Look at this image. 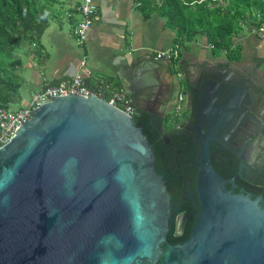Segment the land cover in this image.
Wrapping results in <instances>:
<instances>
[{"label":"water","instance_id":"obj_1","mask_svg":"<svg viewBox=\"0 0 264 264\" xmlns=\"http://www.w3.org/2000/svg\"><path fill=\"white\" fill-rule=\"evenodd\" d=\"M123 61L120 89L152 113L140 102L145 72L160 80L171 66L154 54ZM230 71L239 82L226 70L196 116L208 122L207 131L195 130L200 209L184 241L166 239L170 196L141 129L91 92L53 97L0 147V264H264L263 196L233 194L225 185L234 180L210 160L217 132L223 143L231 135L244 141L242 154L264 157V96Z\"/></svg>","mask_w":264,"mask_h":264},{"label":"crops","instance_id":"obj_2","mask_svg":"<svg viewBox=\"0 0 264 264\" xmlns=\"http://www.w3.org/2000/svg\"><path fill=\"white\" fill-rule=\"evenodd\" d=\"M62 1L61 9L57 12L58 17L50 21L41 37V53L37 56H26L29 64H22L21 70L18 71V74L24 77L29 93L40 90L45 84L69 80L79 73L90 87L105 83L103 99H108L112 93L120 90L117 74L124 68L123 60L150 57L154 51L176 47L179 58L174 64L178 62L181 65L183 83L194 88V102L195 105L199 103L201 111L208 107L205 93H209V88L214 87V82H221L226 70L230 83L239 82L240 75L231 72L230 67L242 74L241 79L250 90L256 87L264 96V40L252 32V27L258 23V16L263 18L261 15L264 9L256 5L250 3V7L246 9L243 4L240 6V11L247 15L250 13L251 16H247L244 21L240 19L237 23L248 27L249 33H234L232 41L235 51L239 52L238 58L234 59L225 52L215 53L206 37L201 34L199 38L190 39L184 46L178 47L174 42L175 32L167 26L166 19L158 14H152L150 18L145 19L138 10L136 0H95L99 20L92 24L85 42L80 45L71 34L73 25L80 20L76 12L80 0ZM212 1L223 5L225 10L230 7L228 0ZM64 7L68 10L67 29H64L62 19L65 17L62 14ZM44 37L45 43L42 41ZM81 62H84V65H81ZM169 83L167 77H161L159 80L153 71L145 72L142 83L145 94L140 99L142 106L153 110V97L156 94H163L165 97L169 92ZM220 87L218 86L217 92L221 91ZM129 96L132 99L130 94ZM181 105L182 111L187 109L185 99ZM162 106L163 114L167 113L169 116L175 112L173 101ZM140 112L148 116V111ZM262 153L264 154V151Z\"/></svg>","mask_w":264,"mask_h":264},{"label":"trees","instance_id":"obj_3","mask_svg":"<svg viewBox=\"0 0 264 264\" xmlns=\"http://www.w3.org/2000/svg\"><path fill=\"white\" fill-rule=\"evenodd\" d=\"M136 1L138 10L145 19L150 18L152 14L166 19L167 26L175 32L174 42L178 47L184 46L199 31V34L206 37L215 53L225 52L234 59L239 56L232 41L237 23L240 19L244 21L247 16H251L250 13L247 15L240 11V6L243 4L246 9L251 3L264 9V0H228L230 7L227 10L212 0ZM59 5V0H0V108H9L11 104L19 101V91L24 84L18 74V69L23 64L19 54L37 56L41 53V37L50 21L58 17ZM261 16H264V11ZM133 124L141 129L154 154L155 172L163 174L161 166L165 158L161 153L164 148L161 134L151 125L148 116L138 110L133 116ZM211 163L222 178L227 179L236 174V167L226 155L216 162L212 158ZM164 179L171 196L166 239L170 244H175L184 241L190 234L199 206L193 207L192 201L182 200L178 186L166 176ZM249 187L247 186L248 189ZM262 189L260 188V192L264 197ZM194 201H197L196 194ZM182 214H185L187 219L182 231L178 232V219Z\"/></svg>","mask_w":264,"mask_h":264},{"label":"flooded vegetation","instance_id":"obj_4","mask_svg":"<svg viewBox=\"0 0 264 264\" xmlns=\"http://www.w3.org/2000/svg\"><path fill=\"white\" fill-rule=\"evenodd\" d=\"M178 58L179 56L177 52L176 57L167 62L168 65L171 66L170 73L162 76V78L167 77V79L170 81L168 87V91L170 93H166L165 97H163V94H156L153 97L152 101L154 102V109L152 113H148V118L151 125L158 130L162 137L161 140L163 141L164 148L161 153L162 157H164L165 160L163 161L161 166L163 174L158 173V175H160L162 180L164 181L166 190L167 185L164 176L172 180L173 183L178 186L177 190L180 192L182 200H187L190 202L192 201L193 207H197L199 206L198 197L197 201H194V194H196L197 196L196 175L198 165H195L194 162L200 151V145L195 130L200 131L201 129H203L207 131L206 124L208 122L203 123V116L199 118L196 117L201 110L200 108L197 109L194 102V88H192V86L187 83H183L184 80H182L183 78L181 77V75H183V72L179 71L181 65L178 62L174 64V62L177 61ZM179 94L182 95L183 100L185 99L187 101V109L181 113V117H174V111V115L172 116L171 114L168 116L167 113L163 114L162 102L166 101L169 98V102L173 101L175 108L177 104L176 97H178ZM209 112L211 113L212 111ZM150 115H152V117H150ZM170 117L172 118V125L169 129H166L169 121L168 119H170ZM216 137H218V139L212 140L210 144V160H212L213 158V160L216 162L219 161L220 157L226 155L232 160L234 166L236 167V174L234 177H229L227 179L221 177L225 181H228L230 179L234 180L233 186L229 183H226V188L231 190L233 194H240L244 192L248 194L252 199L263 196L260 192V188H263L262 192H264V157L260 159V153L254 155L253 151H251V153H253L251 155L248 150L242 154L245 148L244 141L237 142V140H235L232 135L227 138L225 143H223L224 141H222V134L217 132ZM240 154H242L247 160V166L242 165V161L241 159H239ZM259 164H261V167ZM259 168H261L262 170L261 173H259ZM242 183L246 184V188ZM247 186H252V188L249 187L250 189H248ZM168 194L170 196L169 192ZM181 217H183L184 219L181 230L178 229L177 225L178 232L182 231V228L187 219V216L185 214H182L178 219V223Z\"/></svg>","mask_w":264,"mask_h":264},{"label":"built area","instance_id":"obj_5","mask_svg":"<svg viewBox=\"0 0 264 264\" xmlns=\"http://www.w3.org/2000/svg\"><path fill=\"white\" fill-rule=\"evenodd\" d=\"M77 14L80 20L73 25L71 34L75 41L82 45L86 38L87 33L92 26L99 20L98 8L95 0H81L77 6ZM71 15H69L70 17ZM252 32L260 39L264 40V16H258V23L252 27ZM154 59L171 61L177 55L176 48L167 49L163 51H154ZM84 65V62H81ZM105 83H99L96 87L91 88L84 80L81 74H75L71 79L60 81L55 85L45 84L40 90L31 94V100L27 107L10 109L0 108V147L7 144L15 129L20 127L24 122L30 119L31 112L41 105H44L53 100V97H64L69 95L87 97L91 92L103 98V90ZM109 104L118 107L122 112L130 118L136 114L135 107L133 106L132 99L129 94L121 89L112 93L106 100ZM183 102L182 95H178L177 104L175 106L176 116L181 117Z\"/></svg>","mask_w":264,"mask_h":264},{"label":"rangeland","instance_id":"obj_6","mask_svg":"<svg viewBox=\"0 0 264 264\" xmlns=\"http://www.w3.org/2000/svg\"><path fill=\"white\" fill-rule=\"evenodd\" d=\"M81 1V0H80ZM59 2H60V5L57 7V9L59 10V9H61V5L63 4V1L62 0H59ZM63 9V8H62ZM64 11V12H63ZM62 11V14L65 16V17H63L62 19H63V22H64V26H65V28L64 29H67L68 27H67V12H68V10H67V7H64V10ZM65 13V14H64ZM236 31L238 32V34H245V35H248V33H249V29H248V27H246V26H242V25H237V29H236ZM199 36V31H198V34L197 35H195V36H193V37H191L190 39H193V38H195V37H198ZM200 37V36H199ZM198 37V38H199ZM44 43H45V37L43 38V40H42ZM19 58H21V60H22V62H23V64L25 65L26 63L27 64H29L28 63V58L24 55V54H19ZM27 66V65H26ZM21 68H22V66H21ZM21 68L20 69H18V71L19 70H21ZM23 70V69H22ZM22 79H24V77L22 78ZM25 80V79H24ZM93 82V81H92ZM37 92V91H36ZM19 93H20V99H19V101L17 102V103H14V104H11L10 105V109H12V110H14V109H18V108H23V107H27L28 105H29V103H30V100H31V94L33 93V92H31V93H29V91H27L26 90V85H25V83L23 84V86H22V88L20 89V91H19ZM35 93V92H34ZM176 102H177V100H176ZM172 115H174V113H172L171 114V116ZM174 117H175V115H174ZM169 120V119H168ZM172 125V118L170 117V120L168 121V124H167V126H166V129H169L170 128V126Z\"/></svg>","mask_w":264,"mask_h":264}]
</instances>
